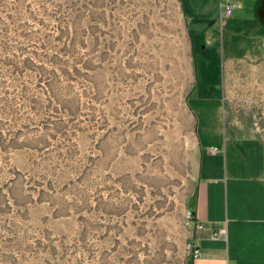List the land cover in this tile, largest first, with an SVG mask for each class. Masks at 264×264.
<instances>
[{
    "label": "rangeland",
    "instance_id": "1",
    "mask_svg": "<svg viewBox=\"0 0 264 264\" xmlns=\"http://www.w3.org/2000/svg\"><path fill=\"white\" fill-rule=\"evenodd\" d=\"M190 1L184 15L181 0H0V264L190 258L188 107L220 99L232 36L264 32L259 0H236L223 26L224 0Z\"/></svg>",
    "mask_w": 264,
    "mask_h": 264
},
{
    "label": "crops",
    "instance_id": "2",
    "mask_svg": "<svg viewBox=\"0 0 264 264\" xmlns=\"http://www.w3.org/2000/svg\"><path fill=\"white\" fill-rule=\"evenodd\" d=\"M181 4L185 9L186 0ZM259 4L255 19L264 28ZM216 27L205 31L206 47L215 44ZM248 30L244 38L232 36L230 51L222 53L220 99L198 97L188 107L201 154L190 223L192 230L196 222L202 228L193 235L201 256L184 264H264V145L251 127L252 118L234 114L236 104H264V32L249 35ZM236 42L241 49L234 47ZM218 231L224 232L223 239L211 237Z\"/></svg>",
    "mask_w": 264,
    "mask_h": 264
},
{
    "label": "built area",
    "instance_id": "3",
    "mask_svg": "<svg viewBox=\"0 0 264 264\" xmlns=\"http://www.w3.org/2000/svg\"><path fill=\"white\" fill-rule=\"evenodd\" d=\"M236 3H224L219 6V13H218V23L220 26H223L226 21L231 17L232 11L234 8H236ZM262 112V118L253 116L251 120V127L252 129L260 135L261 140L264 145V104H259ZM212 152L215 151V149L211 150ZM191 219V215L189 217ZM202 226L200 223L196 222L194 223L193 230H199ZM212 238H224L225 234L223 231H218L216 233L211 234ZM188 250L190 257L193 259L199 258L201 256L200 250L195 246L194 239L190 243H188Z\"/></svg>",
    "mask_w": 264,
    "mask_h": 264
},
{
    "label": "flooded vegetation",
    "instance_id": "4",
    "mask_svg": "<svg viewBox=\"0 0 264 264\" xmlns=\"http://www.w3.org/2000/svg\"><path fill=\"white\" fill-rule=\"evenodd\" d=\"M259 14L261 15L262 12L264 11V0H260V4H259Z\"/></svg>",
    "mask_w": 264,
    "mask_h": 264
},
{
    "label": "water",
    "instance_id": "5",
    "mask_svg": "<svg viewBox=\"0 0 264 264\" xmlns=\"http://www.w3.org/2000/svg\"><path fill=\"white\" fill-rule=\"evenodd\" d=\"M258 17L261 18L263 24H264V11L262 12V14L260 15L258 12Z\"/></svg>",
    "mask_w": 264,
    "mask_h": 264
},
{
    "label": "trees",
    "instance_id": "6",
    "mask_svg": "<svg viewBox=\"0 0 264 264\" xmlns=\"http://www.w3.org/2000/svg\"><path fill=\"white\" fill-rule=\"evenodd\" d=\"M181 6H182V4H181ZM182 9H183V13H184V15H185V9L183 8V6H182ZM247 25H248V23H246ZM249 27V26H248ZM190 215H191V212H190Z\"/></svg>",
    "mask_w": 264,
    "mask_h": 264
}]
</instances>
